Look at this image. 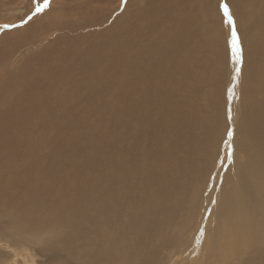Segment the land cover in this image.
Listing matches in <instances>:
<instances>
[{"label":"bare ground","instance_id":"bare-ground-1","mask_svg":"<svg viewBox=\"0 0 264 264\" xmlns=\"http://www.w3.org/2000/svg\"><path fill=\"white\" fill-rule=\"evenodd\" d=\"M227 1L250 79L202 0L82 42L61 6L3 37L13 54L58 34L0 61V264H264V0Z\"/></svg>","mask_w":264,"mask_h":264},{"label":"rangeland","instance_id":"rangeland-1","mask_svg":"<svg viewBox=\"0 0 264 264\" xmlns=\"http://www.w3.org/2000/svg\"><path fill=\"white\" fill-rule=\"evenodd\" d=\"M36 2L42 3L43 0H0V41H2L3 37H5L6 35L13 34L16 30L21 29L23 27L25 28L24 34H27L29 32V30H27L28 27L30 26L28 23H30L31 21H34V19L39 14H41V13H39L36 16H34L30 21H27L28 15H30L31 12L34 11ZM202 2H204L202 5H203V7H205V9H207L209 11H213L214 6L217 5V7H220L219 4H221L222 1L221 0H202ZM223 2H226V0H223ZM180 3L182 4L183 2H180ZM215 3H218V4H215ZM226 3H228V1ZM141 4H143V5H141ZM206 4H207V6H206ZM228 5H229V8L233 14V17H234L236 23H237L238 19H237L236 12L234 9L235 7H233V5L230 3H228ZM59 8L63 11V15H64L63 20L68 21L70 23V24L66 25L69 27H66L64 33L68 36H72L74 39L78 40L79 42H82L84 39H81L78 36H81V35L86 36L85 32H89V33L93 32V30L91 28H93L96 31V30H98L97 28L99 26H102L105 24L110 25L116 21L118 22V20L125 17V14L128 12H130V13H132V15H134L132 22H134L137 19V17L139 18L138 19L139 21H142V20L143 21H149L151 19H154L151 21L159 22V21L164 20V18H165L164 16H166L165 13L167 12V11H165L164 13H162L160 11V9L155 6V2L153 3L152 0H144V1L143 0H50V7L48 9H46L44 12H50V10H51V12H50L51 14H53V13L56 14V11H58ZM148 9H149V11H148ZM219 9H220V13H221V15H220L221 25L218 27H215L216 36L214 35V37L216 40H218L216 37H218V35L223 32L222 35L224 38L222 37V39H221V41H222V40H225V38L227 39V37H225V36L227 35V30H228L227 28H229V24L226 22V18L223 15L222 9L221 8H219ZM146 11H147V13H146ZM44 12H42V13H44ZM147 14H148V16H147ZM68 15H69V17H67ZM57 16L58 15H56L55 17H57ZM116 16H118L119 18ZM85 17L88 18L87 21L84 20ZM21 20H26L27 22L24 24H21ZM122 23H123V21H122ZM122 23H120V25H122ZM134 23H132L133 26H134ZM5 24L15 25V27L4 28L3 25H5ZM91 24H93L92 25L93 27L91 26V28H90L89 26ZM76 25H78V26H76ZM158 26H160V25H158ZM101 31H102V29H101ZM9 32H11V33H9ZM238 32L241 34L240 40H241V44L243 45L242 46L243 54L246 57V63H243V68H245L243 70V72L245 74L247 73L248 76L246 75V77L250 79V74L254 75V72L257 73L256 67L258 66L259 60H254L255 63L252 62L251 63L252 65L248 64L251 62V59H250L251 58V51L249 48L250 44L245 42L244 33L240 29H238ZM57 36H58L57 33L47 32L41 36V37H46V38L41 39L39 37V41H38L39 43L37 42L36 44H32L33 43L32 41L26 42L25 44L23 43L25 46L22 45V47L17 48L15 50V53L13 52V54L9 53V49L11 48L10 45H12V40H11L7 44L10 47L7 48V47H5L6 46L5 45V46H2L0 48V54H1L0 55V61H3L4 59L8 58L10 61L7 59V62L11 63L18 56H20V54L23 51L25 52V51H27V49H29L27 46H29V47L31 46L32 48L34 46L39 47L41 45L40 44L41 41L43 43H46V42H49L53 39L56 40ZM227 36H229V35H227ZM79 39L82 41H80ZM94 41L95 40L89 41L87 43H83L81 48H84V47L91 48V46L95 45ZM34 42H36V41H34ZM218 42H219V40H218ZM64 44H66V42L62 43L61 45L63 46ZM61 45H60V47H61ZM225 46L227 48L229 47L228 41L225 43ZM40 47L42 48V46H40ZM228 52H229V50H228ZM37 53H38V50H36V55L32 59H33V63L38 67H40V66L42 67L43 65L47 66L49 64L54 63V60L55 61L58 60V55L55 52V50L52 48L48 49L47 52H45V53H49L50 56H48L47 58L44 57V60H43V57L42 56L40 57V55ZM45 53H42V54H45ZM229 54L231 56V52H229ZM12 58H14V59H12ZM75 59H76V55H75L74 51H72L71 54L66 55V62H67L66 64L70 65L69 62L74 61ZM229 59H230V57H229ZM62 63H65V62H62ZM234 68H237V65ZM55 70H57V67L53 68V66H51L48 69V72L55 75ZM245 70H247V71H245ZM105 96H107V95H105ZM102 98H103V96H102Z\"/></svg>","mask_w":264,"mask_h":264},{"label":"snow or ice","instance_id":"snow-or-ice-1","mask_svg":"<svg viewBox=\"0 0 264 264\" xmlns=\"http://www.w3.org/2000/svg\"><path fill=\"white\" fill-rule=\"evenodd\" d=\"M49 7H50V0H43L42 3L36 2L34 11H32L30 15H28L27 21H30L34 16H36L39 13L44 12ZM220 8L223 11V15L226 18V22L230 26V38L228 40V45L230 47L231 57L235 61V63L237 64V68L235 69L236 75L239 76V74L241 72V65L243 63V48H242L239 33L237 31L236 21H235L233 14L229 8L228 3L223 2V0H222V2L220 4ZM27 21L21 20V24H24ZM3 27L4 28L15 27V25L5 24V25H3ZM228 111H229V115L227 118L232 119L231 110L229 109ZM226 134L229 138H232L234 136V127H228L226 129ZM229 147H230L229 158H231L232 152L234 151V149H233L231 144Z\"/></svg>","mask_w":264,"mask_h":264}]
</instances>
